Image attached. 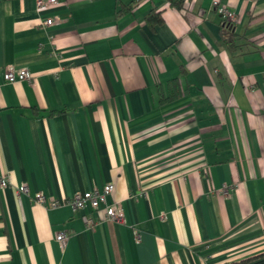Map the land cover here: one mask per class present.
<instances>
[{
	"label": "crops",
	"instance_id": "1",
	"mask_svg": "<svg viewBox=\"0 0 264 264\" xmlns=\"http://www.w3.org/2000/svg\"><path fill=\"white\" fill-rule=\"evenodd\" d=\"M36 1L0 0V264L264 254V0H216L235 15L229 48L212 0H137L120 17L116 0ZM150 10L161 23L145 21ZM9 64L31 80L3 81ZM173 77L179 97L159 103ZM108 182L121 223L33 201Z\"/></svg>",
	"mask_w": 264,
	"mask_h": 264
},
{
	"label": "built area",
	"instance_id": "2",
	"mask_svg": "<svg viewBox=\"0 0 264 264\" xmlns=\"http://www.w3.org/2000/svg\"><path fill=\"white\" fill-rule=\"evenodd\" d=\"M55 0H37L36 7L39 10H45L52 7L55 4ZM211 6L217 13L225 20L226 23H232L235 21V15L229 11L224 5L219 4L216 0H212ZM55 23L53 17H45L41 24L44 26H52ZM1 78L5 82H16V81H30L31 76L29 71L25 67H14L13 65H6L1 72ZM7 183L5 175H0V187H4ZM17 192L25 193L27 191L24 184L16 187ZM112 191V184L105 183L100 189L93 188L87 191L75 192L67 198L63 199H52L49 198L45 201V197L42 193H36L33 196V201L37 204H45L47 207H57L63 203L68 204L72 210H80L88 208L90 211H95L100 208L103 211L104 218L112 220L114 222L121 223L123 221V211L119 203L107 202V196ZM223 193L226 189L223 187ZM95 219L88 217L85 220L87 226L94 224ZM55 240L61 245L67 239L64 232L60 231L54 235Z\"/></svg>",
	"mask_w": 264,
	"mask_h": 264
},
{
	"label": "trees",
	"instance_id": "3",
	"mask_svg": "<svg viewBox=\"0 0 264 264\" xmlns=\"http://www.w3.org/2000/svg\"><path fill=\"white\" fill-rule=\"evenodd\" d=\"M137 0H134L133 3L128 4H121L120 0H116L118 3V9L115 12L117 17H120L128 12H130L133 8V4L136 3ZM170 7H173L177 10H181L183 8V2L186 0H165ZM145 21L149 24H159L162 22L161 16L159 12H154L150 10L147 15L145 16ZM219 37L221 43L224 45L231 47L234 41L237 39V36L228 30L225 25V20L220 19L219 21ZM180 95V88H179V78L173 77L168 80L167 87H166V94L159 95V103L170 102L177 99ZM62 111L57 110V112ZM231 264H264V254H258L249 258H245L243 260L237 261Z\"/></svg>",
	"mask_w": 264,
	"mask_h": 264
},
{
	"label": "water",
	"instance_id": "4",
	"mask_svg": "<svg viewBox=\"0 0 264 264\" xmlns=\"http://www.w3.org/2000/svg\"><path fill=\"white\" fill-rule=\"evenodd\" d=\"M225 25L227 28L229 27V29H232V25H230L229 23H226Z\"/></svg>",
	"mask_w": 264,
	"mask_h": 264
},
{
	"label": "rangeland",
	"instance_id": "5",
	"mask_svg": "<svg viewBox=\"0 0 264 264\" xmlns=\"http://www.w3.org/2000/svg\"><path fill=\"white\" fill-rule=\"evenodd\" d=\"M6 66V65H5ZM5 66L3 67V68H5ZM15 67V66H14ZM17 68H19V67H17ZM30 73V72H29ZM31 76V75H30ZM9 83H12V82H9Z\"/></svg>",
	"mask_w": 264,
	"mask_h": 264
},
{
	"label": "bare ground",
	"instance_id": "6",
	"mask_svg": "<svg viewBox=\"0 0 264 264\" xmlns=\"http://www.w3.org/2000/svg\"><path fill=\"white\" fill-rule=\"evenodd\" d=\"M225 24H226V22H225ZM230 25H232L231 23H229ZM86 218H88V217H86Z\"/></svg>",
	"mask_w": 264,
	"mask_h": 264
}]
</instances>
